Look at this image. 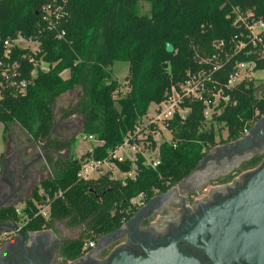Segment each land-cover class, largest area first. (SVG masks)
Instances as JSON below:
<instances>
[{"label": "trees", "instance_id": "obj_1", "mask_svg": "<svg viewBox=\"0 0 264 264\" xmlns=\"http://www.w3.org/2000/svg\"><path fill=\"white\" fill-rule=\"evenodd\" d=\"M140 2L149 4L148 13L139 11ZM46 4L52 11L44 18ZM232 8L251 13L248 22H264V0H0V37L21 34L38 42L35 51L13 47L10 53V60L18 64L15 79L27 82L23 93L0 77L4 139L9 125L16 123L25 141L43 151L42 169L47 171L24 202L31 205L32 199L39 200L38 190L43 189L50 198L49 215L28 218L24 231L53 228L59 220L69 227H82L79 239L62 246L63 255L76 258L83 254L85 240L98 241L136 212L138 208L130 203L133 197L144 193L147 202L166 192L186 178L214 145L239 138L244 128L264 114V91L255 94L259 87L254 79L227 87L237 62L254 60L255 69L264 70V34L251 44L243 25L234 24ZM220 41L222 45L216 47ZM167 43L173 46L172 52L166 50ZM240 43L244 46L238 49ZM41 61L48 69L39 67ZM115 61L128 62L127 91L119 98L115 93L120 83L110 71ZM219 62L209 85L227 99L220 100L219 112H213L211 119L227 129L225 138L216 140L221 126L217 130L213 124L205 126L203 101L185 98L182 105L189 108L185 119L175 117L169 123L176 146L160 145L156 170L139 165L136 177L124 182L108 174L87 180L77 177L80 162L71 154L76 135L63 139L54 133V105L61 94L80 88L77 102L59 112L62 119L79 116L80 134L103 142L81 157L102 159L122 143L150 103L161 101L187 71H209ZM64 70H69L68 78L61 76ZM258 162L254 158L242 167ZM129 165L128 161L118 163L124 171ZM0 221L17 223L13 205L0 208Z\"/></svg>", "mask_w": 264, "mask_h": 264}, {"label": "flooded vegetation", "instance_id": "obj_2", "mask_svg": "<svg viewBox=\"0 0 264 264\" xmlns=\"http://www.w3.org/2000/svg\"><path fill=\"white\" fill-rule=\"evenodd\" d=\"M255 123L225 157L211 153L193 182L184 178L167 194H155L138 216L78 257L67 258L62 246L79 239L82 227L59 220L53 228L0 234V264H264V199L239 197L234 215L212 214L238 197L264 161V114ZM254 158L256 165L242 167ZM8 167L0 172V203L17 188L27 193L33 179V164L21 168L22 177L21 166Z\"/></svg>", "mask_w": 264, "mask_h": 264}, {"label": "built area", "instance_id": "obj_3", "mask_svg": "<svg viewBox=\"0 0 264 264\" xmlns=\"http://www.w3.org/2000/svg\"><path fill=\"white\" fill-rule=\"evenodd\" d=\"M45 13L44 18L51 14L50 4H46L42 7ZM60 7H56L54 10L55 16L58 15ZM232 12L235 13L234 24L240 22L246 31L247 37L250 39V43L255 45L259 36L264 34V22H248L247 17L251 13H240L237 8H232ZM222 41L216 43V47L222 45ZM0 44L3 47V56L0 58V77L5 78L8 86H13L18 89L20 93L25 91L26 81H17L16 67L18 66L16 61L10 60V53L13 47L29 48L32 51L37 50L38 42L27 38L21 34H17L13 38L2 39L0 37ZM37 44V45H36ZM36 45L35 48L32 46ZM244 46L243 43L238 44V49ZM214 58L217 55L213 56ZM43 62V61H41ZM41 62L39 67L43 70ZM46 63V62H45ZM47 64V63H46ZM48 65V64H47ZM36 67V64H34ZM221 66L220 62L212 67L211 70H199L197 72L187 71L186 77L177 86H171L168 91L165 92V97L159 102H151L152 109L139 116L136 120L132 131L128 132L124 137L122 143L115 149L108 151L105 157L102 159H95L92 156L81 157L85 152L90 154L93 152L94 147L102 145V141L97 139L94 135L81 134L82 139H78L80 143L82 140L89 139L94 142L92 146L85 149V152H80V156L77 157L80 162V168L77 172V177L80 179H92L97 178L100 175L108 174L112 178L120 179L124 182L127 178L134 179L137 175L139 165L156 170L160 164V145L163 142L172 143L175 147L176 143L172 142V133L169 128V123L175 117L183 120L185 119L189 108L182 105V101L185 98L202 100L205 104L204 114L206 118L209 112H219L220 100H226L227 97L223 96L220 91H213L209 85L212 82V71L218 69ZM256 63L254 60L240 61L236 63L233 73L229 76L227 87H233L242 80L254 79V74L257 72L255 69ZM36 75V69L31 71V76ZM2 83H0V86ZM1 96V93H0ZM208 111V112H207ZM248 129L244 128L243 134L247 133ZM122 149L123 153H118ZM130 163V168L127 171L120 169L118 163L124 162ZM40 196L39 200L32 199V204L27 205L22 203L21 205H14V212L18 217L16 224L17 228H21L26 220L30 217L41 216L47 218L50 211V198L45 197L43 189L38 190ZM130 203L139 208L145 204L144 193H140L130 200ZM25 207L28 211H24ZM96 240H85L82 244V250L93 248L96 244Z\"/></svg>", "mask_w": 264, "mask_h": 264}, {"label": "rangeland", "instance_id": "obj_4", "mask_svg": "<svg viewBox=\"0 0 264 264\" xmlns=\"http://www.w3.org/2000/svg\"><path fill=\"white\" fill-rule=\"evenodd\" d=\"M149 10V4L147 2H140L139 5V11L141 13H148ZM37 45V44H36ZM36 45H33L32 47L35 48ZM42 68H47L48 65L45 62H41L40 65ZM112 76L120 83V86L118 88V92H116L115 97L119 98L120 96L124 95L127 91L126 87V80L125 77L128 73V62L127 61H115L113 63V66L110 68ZM254 84L259 87L256 91V95L259 96L261 94V91H264V70H257L254 74ZM65 99H58L56 102V105L54 106L55 109V127H54V133L58 136H60L63 139L70 138L73 135H76V139H82L80 130H81V118L79 116H71L70 118L65 119L66 122L63 121L61 118V114L59 112V109L61 107H66L70 104H74L77 102L79 96H80V88L75 87L73 91L66 93L64 95ZM60 106V107H59ZM152 105H150L149 110L152 109ZM208 112V111H207ZM211 113L209 112V115L207 117V122L205 126H209L210 124L214 125V129H219V126L221 124H217L213 122L211 119ZM64 122V123H63ZM221 131L218 132L216 136V140H219L220 137L224 138L227 135V129L223 126L220 127ZM220 135V136H219ZM17 136H21L19 133H17ZM94 142L89 139L82 140V143L79 141H75L71 148V154L74 155L75 158L80 156V152H85V149L92 146ZM34 151V152H33ZM31 151L32 153L40 155L38 157V160L33 164L34 170H37V173L32 179L30 190H28L27 193H20L18 196H20L22 199L28 198L31 193V189L33 186L38 184L42 179H44L47 176V171L42 169L43 164V151L41 149L34 148V150ZM118 153H123V150L120 149ZM17 205H21V201L16 203Z\"/></svg>", "mask_w": 264, "mask_h": 264}, {"label": "water", "instance_id": "obj_5", "mask_svg": "<svg viewBox=\"0 0 264 264\" xmlns=\"http://www.w3.org/2000/svg\"><path fill=\"white\" fill-rule=\"evenodd\" d=\"M166 50L168 52H172L173 51V46L170 43H167L166 44ZM166 66H167V64H164V67H166ZM256 125H257V123H254L252 129H254L256 127ZM244 137L245 136H241V137H239V138H237L235 140L227 142L226 144H222L220 146H215L213 148V150H210L209 152H207L203 156V158L198 162V164L195 166V168L190 172V174L186 178H189L192 175V173H194L195 171H197L201 167H204L203 162H205V163L210 162L211 159L210 160H208V159H209V156L211 155V153H214L216 150H219V151L223 150L225 148H227L228 153H229L232 150L231 147H233V146L237 145L239 142H241V140ZM43 155H44V153H43ZM7 169H8V166H5L4 160L1 159L0 172L3 174L5 172H7ZM255 172H256L255 175L250 179L249 183L240 192L238 197H236L235 199H234V197L232 198V199H234V201H230L229 204L226 206V208L224 210H216V211L214 210L213 211L212 214L215 215L214 217H221V216H225V215H229V216L234 215L236 213L235 212V205H236L237 201L239 200L238 199L239 197H240V199H249V198H252L251 196L253 195L254 200H255L256 203H258L260 199H264V161L261 163V165L259 166V168ZM180 182H178L175 186L171 187L170 189H176L178 187V185L180 184ZM168 191H166L165 193H162V195L167 194ZM16 194L17 193H16V190H15L7 198V199H10L9 201L5 200L4 202L0 203V208L1 207H8L10 205H14L15 203L19 202V201L13 200L14 199L13 197H15ZM141 207H139L136 210V212L130 217V219H133L134 217H136V216H138L140 214ZM212 214H211V218H212L211 221H213ZM242 214H245V212L242 213ZM248 214H252L253 216H257L256 213H253L252 211H249ZM248 223H251V221H247L246 222V224H248ZM124 224H122L121 227H123ZM11 231L18 232V228H17V226H16V224L14 222H12V221H0V234H4L5 232H11ZM105 236H106V234L102 235L98 239V241H101L102 238H104ZM119 262L117 261V263H119Z\"/></svg>", "mask_w": 264, "mask_h": 264}, {"label": "crops", "instance_id": "obj_6", "mask_svg": "<svg viewBox=\"0 0 264 264\" xmlns=\"http://www.w3.org/2000/svg\"><path fill=\"white\" fill-rule=\"evenodd\" d=\"M69 70H64L62 73H61V76L63 78H68L69 77ZM74 90V89H73ZM71 90V91H73ZM70 90L69 91H66L64 92L63 94H61L57 99H56V102L58 101V99H65L64 95H66V93H69L71 92ZM56 102H55V105H56ZM54 105V106H55ZM60 107V106H59ZM64 122H66L65 119H63ZM63 122V123H64ZM17 133H19L21 136H17ZM4 135H5V131H4V125L0 122V155L4 153V156L2 157V159L4 160V164L5 166H15L16 168L20 167V174H21V177H22V170L21 168L24 166V169L27 168H30L32 163L36 162L38 160V154H36L34 156L35 153H32L31 151L34 150V148H37V147H34L32 144L28 143V141L26 142V136H25V133L23 132V130L16 124V123H12L9 125V130L6 134L7 136V139H4ZM217 136V135H216ZM220 136V135H219ZM77 138V136H76ZM225 138V137H224ZM78 141V139H76ZM227 142H230V141H227ZM227 142H219L217 143L216 145H214L210 150H213V148L215 146H220L222 144H226ZM38 149V148H37ZM209 150V151H210ZM34 152V151H33ZM228 153V150L227 148L223 149V150H220L218 152V154L222 157H225L226 154ZM34 157V158H33ZM33 158V159H32ZM223 160V159H222ZM9 168V167H8ZM32 171V170H31ZM204 171V167H201L200 169H198L195 173H194V176H191L189 177V182H193L195 177L198 175V174H202ZM33 177L35 176V174L37 173V170H34L33 169ZM30 190V189H29ZM16 195L15 197H13L15 201H21V204L24 203V201L28 198H30L31 196V193H30V196L28 198H25V199H22L20 196H18L20 193H25L23 192L21 189L17 188L16 189ZM14 205H17L16 203ZM13 205V206H14ZM19 206V205H18Z\"/></svg>", "mask_w": 264, "mask_h": 264}]
</instances>
